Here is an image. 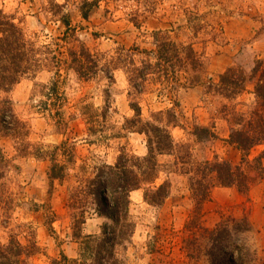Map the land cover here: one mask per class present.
I'll return each mask as SVG.
<instances>
[{
  "label": "rangeland",
  "instance_id": "rangeland-1",
  "mask_svg": "<svg viewBox=\"0 0 264 264\" xmlns=\"http://www.w3.org/2000/svg\"><path fill=\"white\" fill-rule=\"evenodd\" d=\"M84 1H96L88 19L80 12ZM55 5L62 6V12ZM0 10L13 18L35 49L59 52L62 62L57 76L46 67L8 92L0 91V101L8 100L26 124L30 144L20 152L13 138L0 140L1 153L14 166L0 179V249L18 243L23 248L18 264H93V257H84L87 252L80 240L100 234L105 219L86 205L84 199L91 196L88 185L101 165H113L120 155L147 156V135L139 129L155 123L159 112L172 110L178 125L170 128V135L176 148L156 154L154 183L167 182L169 194L161 205L153 206L143 199L145 186L130 192L128 222L133 233L115 254L121 264H211V233L224 225L234 235L221 244L237 264H264V205L251 214L254 196L249 195L262 180L247 195L234 187L213 186L201 204L190 188L196 164L215 157L232 166L240 164L241 154L227 143L229 109L237 103L244 111L242 105L253 102V84L247 83L230 102L216 90L228 68L248 76L255 62L264 60V0H0ZM62 14L69 16L73 35H65ZM156 32L181 44L185 52L190 47L194 65L184 62L182 71L177 67L164 79L152 74L137 81L142 82L137 90L121 67L108 74L101 68L89 80L79 79L67 67L70 58L63 48L78 43L99 59L100 66H108L121 52L131 53L139 67L148 58L143 52L155 50ZM51 82H56L54 92L47 90ZM195 127L206 128L215 137L198 141ZM61 143L57 162L64 177L50 183L48 156ZM226 145L233 149L225 150ZM36 147L45 159L36 157ZM262 151L264 145L256 146L249 158ZM74 216L83 221L76 229ZM234 243L245 245L247 254L235 253Z\"/></svg>",
  "mask_w": 264,
  "mask_h": 264
},
{
  "label": "trees",
  "instance_id": "trees-1",
  "mask_svg": "<svg viewBox=\"0 0 264 264\" xmlns=\"http://www.w3.org/2000/svg\"><path fill=\"white\" fill-rule=\"evenodd\" d=\"M55 7L62 12V6L55 5ZM95 7L96 1H84L80 8L82 18L88 19L90 12ZM59 19L65 27V35L71 33L69 16L62 14ZM153 36L157 38L158 32L154 33ZM158 39L154 51L143 52L148 58L142 60L139 67L135 66L131 53L121 54L120 52L117 58L110 60L108 66L106 64L100 66L99 59L92 55L82 44L78 43L72 48L65 47L63 49L70 58L68 64L66 63L68 69L73 71L79 79L89 80L97 75L101 68H104L105 73L108 74L112 68L121 67L127 74L131 88L137 90V87L142 85V82L138 83L137 81H145L144 78L146 79L152 74H155V77L164 79L169 72L175 73L177 67L179 71H182L184 62H190L192 67L196 61L194 52L190 47H187V52H185V47L171 42L166 35L159 36ZM74 41L77 42V40ZM135 51H138V49H135ZM59 54V52L56 55L55 52H40V50L35 49L34 44L27 40L22 29L13 22V18L0 10L1 92H8L23 78L34 77L36 73L46 69V67L48 71L54 72V76H57L62 68V62L58 61ZM41 55L44 56L41 57ZM51 83L53 85L51 84V88L47 90L54 92L56 82ZM247 83L253 84V102L248 106L242 105L245 107L244 111L237 109V103L229 109L232 119L227 143L241 154L240 164L232 166L224 160L217 159V157L212 161L196 164L193 171L194 176L190 179V188L193 199L198 204L208 198L209 190L213 186L234 187L240 194L247 195L254 184L264 179V166L262 163L264 151L252 159L249 158L253 148L264 145V60H257L248 76L243 71H237L234 67L228 68L219 78L216 93L228 102L234 101L244 91ZM44 105L46 110L48 104L44 103ZM132 107L135 116H138V107L135 104ZM156 118L155 123L144 124L143 128L139 129L140 132H145L147 135L148 155L143 158L126 154L120 155L113 165H101L91 184L87 187L91 196L90 199H84L89 202L86 205H92L93 214L105 219L100 234L84 236L82 242L80 240L82 251L87 252L84 257H93V264H121V259L115 254L114 250L129 242L133 233V226L128 222L130 192L145 186L143 199L153 206L161 205L169 194V184L167 182L159 186L154 185L157 179L158 167L155 156L156 154L174 152L176 145L171 138L170 128L178 124H176V118L172 110L159 112ZM26 132V124L16 117L11 103L8 100H1L0 140L6 137L13 138L20 147L18 148L19 151L25 152L30 149V144L26 142ZM194 135L198 141L215 137L208 129L200 127H195ZM62 144L55 146L48 156L51 165L47 177L50 183L56 180L60 181L64 177V169L57 162V151ZM35 155L44 159L47 157L42 156L44 154L40 147L35 148ZM11 167L14 168L11 161L3 156L0 149V179L5 176ZM105 195L107 197H104ZM74 198L76 199L77 196H74ZM2 202L3 200H0V203ZM80 220L75 216L72 217L73 229L83 223ZM244 229L247 230V228ZM233 235L232 230L224 225L212 231L213 247L210 256H213V258L211 264H237V261L233 258L234 256L225 251V247L221 244L224 239H231ZM75 239H79V237L75 236ZM239 245L234 243L231 247L240 256L242 253H246L247 249L244 247L245 245ZM7 246L0 249V264H18L23 248L16 242H12ZM10 256L14 257L12 262L9 261ZM240 263L251 264V261H240Z\"/></svg>",
  "mask_w": 264,
  "mask_h": 264
},
{
  "label": "crops",
  "instance_id": "crops-1",
  "mask_svg": "<svg viewBox=\"0 0 264 264\" xmlns=\"http://www.w3.org/2000/svg\"><path fill=\"white\" fill-rule=\"evenodd\" d=\"M263 116H264V112H263ZM224 122H219V125L223 126ZM224 127V126H223ZM228 136L227 132L223 134V138L226 139ZM227 144V143H226ZM229 149L232 150V147H229V145H226L225 150ZM237 152V151H235ZM263 165H264V159H263ZM233 194V192H231ZM250 197L252 198L253 196V201L250 203L251 205V214H253V212H257L258 208H260V205H264V180H262L256 187L255 189H251L250 193H249ZM235 196V195H232ZM237 196V195H236ZM237 199V197H236Z\"/></svg>",
  "mask_w": 264,
  "mask_h": 264
}]
</instances>
